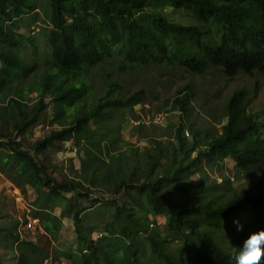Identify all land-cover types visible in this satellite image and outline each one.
Segmentation results:
<instances>
[{
	"label": "trees",
	"instance_id": "1",
	"mask_svg": "<svg viewBox=\"0 0 264 264\" xmlns=\"http://www.w3.org/2000/svg\"><path fill=\"white\" fill-rule=\"evenodd\" d=\"M48 2L50 14L41 27L46 49L39 60H44V66L39 67L38 44L33 37L18 33L15 23L35 12L33 0H0V163L8 165L12 158L17 162L18 168L10 175L13 186L21 193L25 186L37 189V185L52 194L73 192L67 209L78 238L74 264H139L134 249L144 241L163 264H235L243 241L264 230V185L256 193L231 189L223 197L215 188L210 190L215 181L209 185L203 179L197 190L190 177L200 170L202 160L206 166H222L228 159L244 174L264 169V138L259 133L253 136L263 124L246 113L258 94V83L252 96L240 89L226 100L220 135L191 126L188 146L181 124L173 137L175 143L168 146L151 140L152 145L143 147L138 156L127 145H122L124 152L112 154L104 131L109 130L105 121L116 110L131 112L141 104L144 91L124 97L123 87L109 81L102 95L90 96L86 75L114 60L121 70L164 65L196 76L221 74L231 79L240 72L250 78L264 77V0ZM162 7L188 12L196 24L169 21ZM191 90L190 86L178 90L172 99L170 111H178L181 119L192 108ZM34 94L33 102L30 95ZM9 98L11 105H6ZM49 104L52 120L46 135L26 149L22 138L42 119ZM69 141L84 160L72 179L57 181L49 168L58 167L46 152ZM222 183L230 188L227 178ZM103 188L116 195L124 192L127 200L112 202L109 237L98 242L83 237L78 224L83 212L80 203L97 204L102 199H91L90 194ZM138 211L144 213L143 219ZM150 217L164 218L163 236L148 232L145 222ZM31 218L55 238L59 227L45 207H37ZM236 222L242 230H237ZM17 224L0 223V264H44L46 248L21 239ZM166 239L180 242V249L171 252L162 247Z\"/></svg>",
	"mask_w": 264,
	"mask_h": 264
},
{
	"label": "rangeland",
	"instance_id": "2",
	"mask_svg": "<svg viewBox=\"0 0 264 264\" xmlns=\"http://www.w3.org/2000/svg\"><path fill=\"white\" fill-rule=\"evenodd\" d=\"M36 10L31 15H26L22 19L15 21L16 31L25 36L34 38L39 46L38 66H44L42 57L43 51L46 49V37L41 33V27L46 26L47 17L50 14L48 0H33ZM169 21L179 25L193 26L196 24L188 12L178 10L174 11L168 7H162ZM36 15V16H35ZM35 16V17H33ZM89 83L88 94L100 96L108 87L109 81L118 82L122 87V96L126 97L137 90H143L144 96L141 104L136 106L131 112L123 109L116 110L111 118L105 121L104 140L108 143L110 152H124L122 145H127L131 150V154L138 156L143 154V147L152 145L151 140L163 141L166 145L175 143L173 137L176 133L178 125L183 129H210L214 136L220 135V128L225 123V103L229 96L237 90L244 89L250 96L253 95L255 84L258 83V94L251 100L247 106L246 113L254 117V120L263 124L253 133L261 134L264 138V77L256 74L253 78L243 73H238L233 78H226L223 75L196 76L184 72L177 67H169L164 65H151L146 68H135L128 66L120 69L117 62L107 60L105 63L90 70L86 75ZM190 86V102L192 108L186 117L181 119L178 111H170L172 99L178 90ZM34 95L30 98L34 99ZM34 102V101H33ZM32 102V103H33ZM6 105H11V98L5 101ZM31 104V103H29ZM52 106L48 105L44 111L42 119L38 120L36 125L29 128L24 135L23 145L28 149L30 145L37 139L46 135L49 129L50 120H52ZM93 128L94 126L91 125ZM9 130L8 127H4ZM105 130V129H104ZM190 130V129H189ZM188 130V131H189ZM187 137V145H191L192 134ZM72 141L62 144L58 150L49 148L46 156L51 158L52 165H57L58 169L53 171L49 168L51 176L57 181L73 178V171H78L84 160L82 152L76 151ZM200 149V148H198ZM137 151V152H136ZM34 153L31 152V155ZM194 154V153H193ZM106 156V154H103ZM41 159V157H40ZM10 164L3 165L0 163L3 171L0 172V223L9 220L11 222L18 221L16 232L21 239L38 243L46 248L48 259L44 264H74L73 259L78 256V238L71 220V211L67 209L69 203L73 200V192L61 191L56 194L49 193L47 189L37 185V189L25 186V191L20 192L22 201L16 202L11 198V190L13 189L12 179L18 166L14 159H10ZM86 161V160H85ZM201 168L195 172L190 179L193 181L195 188L199 190L202 186L201 180H205L209 185L215 181L216 186H210V190L223 197L228 196L231 189L241 193L259 192L264 185V169L252 170L244 174L235 168L233 163L228 159L224 164L215 166H206L205 161H201ZM227 178L230 182V188L222 182ZM91 199L100 197L97 204L91 205L90 202L83 201L80 207L83 212L79 216L78 227L83 237L92 238L94 241H104L108 236L107 227L112 224L113 204L124 203L127 198L124 192L119 194H111L110 189L103 188L100 191H93L90 194ZM45 207L50 215H52L55 224L59 227L58 232L52 236L43 231V227L39 228V223L35 229H26L23 226L25 220L37 207ZM144 213L138 211V216L143 219ZM150 217V223L145 222L148 232L155 231L161 236L164 235L162 228L164 225L163 217ZM149 224L151 226L149 227ZM115 228V227H114ZM116 230V229H115ZM161 232H160V231ZM140 237V236H139ZM138 241V239H137ZM220 241L227 245L224 237ZM162 247L177 252L181 247V243L166 239ZM137 262L139 264H163L156 255L151 251L150 245L144 241L139 243L134 249ZM185 254L183 255V257Z\"/></svg>",
	"mask_w": 264,
	"mask_h": 264
},
{
	"label": "clouds",
	"instance_id": "3",
	"mask_svg": "<svg viewBox=\"0 0 264 264\" xmlns=\"http://www.w3.org/2000/svg\"><path fill=\"white\" fill-rule=\"evenodd\" d=\"M236 223L237 230H242L243 226ZM234 260L235 264H261V261L264 260V230L251 233L243 241Z\"/></svg>",
	"mask_w": 264,
	"mask_h": 264
},
{
	"label": "built area",
	"instance_id": "4",
	"mask_svg": "<svg viewBox=\"0 0 264 264\" xmlns=\"http://www.w3.org/2000/svg\"><path fill=\"white\" fill-rule=\"evenodd\" d=\"M183 136L185 138L190 137L188 129H183ZM10 195H11V198L14 199V201H16V202H21L22 201V198H21V195H20V191L16 187H13V189L11 190ZM36 224H38V220L34 219V218H30L28 216L27 220H25V222L23 223V226L26 229H35V228H37ZM38 229H40V228H38Z\"/></svg>",
	"mask_w": 264,
	"mask_h": 264
}]
</instances>
